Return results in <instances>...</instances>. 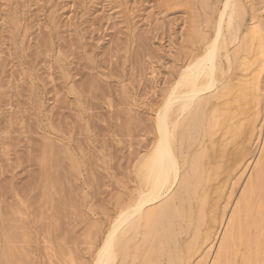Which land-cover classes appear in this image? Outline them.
<instances>
[{
	"label": "rangeland",
	"instance_id": "1",
	"mask_svg": "<svg viewBox=\"0 0 264 264\" xmlns=\"http://www.w3.org/2000/svg\"><path fill=\"white\" fill-rule=\"evenodd\" d=\"M221 3L0 0V264H93L189 36ZM244 3L264 30V0Z\"/></svg>",
	"mask_w": 264,
	"mask_h": 264
},
{
	"label": "bare ground",
	"instance_id": "2",
	"mask_svg": "<svg viewBox=\"0 0 264 264\" xmlns=\"http://www.w3.org/2000/svg\"><path fill=\"white\" fill-rule=\"evenodd\" d=\"M246 7L223 0L214 22H196L154 110L153 137L136 156L133 192L108 219L93 264L262 260L264 30L245 19Z\"/></svg>",
	"mask_w": 264,
	"mask_h": 264
}]
</instances>
